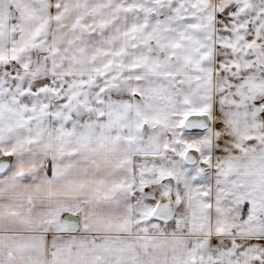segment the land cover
Segmentation results:
<instances>
[{"label":"snow or ice","instance_id":"6c2138e0","mask_svg":"<svg viewBox=\"0 0 264 264\" xmlns=\"http://www.w3.org/2000/svg\"><path fill=\"white\" fill-rule=\"evenodd\" d=\"M0 264H264V0H0Z\"/></svg>","mask_w":264,"mask_h":264}]
</instances>
